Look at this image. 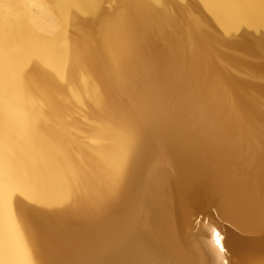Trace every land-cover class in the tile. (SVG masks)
<instances>
[{"label":"bare ground","instance_id":"1","mask_svg":"<svg viewBox=\"0 0 264 264\" xmlns=\"http://www.w3.org/2000/svg\"><path fill=\"white\" fill-rule=\"evenodd\" d=\"M0 264H264V0H0Z\"/></svg>","mask_w":264,"mask_h":264},{"label":"rangeland","instance_id":"2","mask_svg":"<svg viewBox=\"0 0 264 264\" xmlns=\"http://www.w3.org/2000/svg\"><path fill=\"white\" fill-rule=\"evenodd\" d=\"M185 114L187 115V113ZM185 114L184 117H187ZM218 202L219 198L214 194H204L199 196L196 200V205L194 207L192 206L190 209L191 211L189 212L188 221L185 223L186 227L190 226L192 228L193 222L195 219H197V217L204 218L206 217V213H208V215L215 218L221 224L220 226L224 227V229L231 228L226 222L224 223V221L220 219L219 216H216L215 213L218 215Z\"/></svg>","mask_w":264,"mask_h":264},{"label":"clouds","instance_id":"3","mask_svg":"<svg viewBox=\"0 0 264 264\" xmlns=\"http://www.w3.org/2000/svg\"><path fill=\"white\" fill-rule=\"evenodd\" d=\"M51 163H55L54 161H50Z\"/></svg>","mask_w":264,"mask_h":264}]
</instances>
